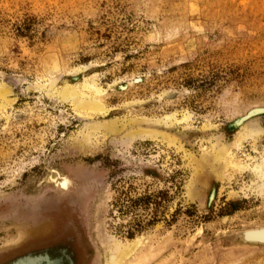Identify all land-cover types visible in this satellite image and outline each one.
<instances>
[{"label": "rangeland", "instance_id": "rangeland-1", "mask_svg": "<svg viewBox=\"0 0 264 264\" xmlns=\"http://www.w3.org/2000/svg\"><path fill=\"white\" fill-rule=\"evenodd\" d=\"M255 168L264 0H0V264H264Z\"/></svg>", "mask_w": 264, "mask_h": 264}, {"label": "water", "instance_id": "water-1", "mask_svg": "<svg viewBox=\"0 0 264 264\" xmlns=\"http://www.w3.org/2000/svg\"><path fill=\"white\" fill-rule=\"evenodd\" d=\"M261 228H263V229H261ZM225 238L227 239V244L236 243L237 245H240V246H250V247L264 246V227H257V228H249V229L240 230V231L226 235ZM22 260L23 261L27 260L28 263H29V261H33V260H34L33 263L35 261L40 260L39 264H41L42 262L47 263L49 261L47 256H42V255L30 256V255H28V256L18 258L9 264H17Z\"/></svg>", "mask_w": 264, "mask_h": 264}, {"label": "bare ground", "instance_id": "bare-ground-1", "mask_svg": "<svg viewBox=\"0 0 264 264\" xmlns=\"http://www.w3.org/2000/svg\"><path fill=\"white\" fill-rule=\"evenodd\" d=\"M85 87H90V88H93L92 85H87ZM96 90V89H95ZM97 91V90H96ZM65 95L68 96L69 98H72L74 100V102H76V107L78 108H81V107H85V104L83 101L81 100H78V97L77 95L74 93V92H71V91H65ZM87 139H89V136H87ZM256 171H258V169L255 168ZM259 172V171H258ZM259 177L260 179L262 180V186L264 187V171H260L259 172ZM261 186V187H262ZM57 189L61 192H63L62 190H60L58 187ZM65 193V192H64ZM263 229V228H261ZM259 230V229H258ZM257 230V231H258ZM256 232V231H255ZM140 244V241H136L134 244L130 245V246H127V247H117L116 251L114 252V254L111 255L110 257V260H109V264H121L123 259L127 258L132 251L135 250V248H137ZM63 258V257H62ZM34 261V260H33ZM33 261H29V263L27 262V260H22L20 261L19 263L17 264H39L40 263V260L39 261H35L33 263ZM59 261V260H58Z\"/></svg>", "mask_w": 264, "mask_h": 264}, {"label": "trees", "instance_id": "trees-1", "mask_svg": "<svg viewBox=\"0 0 264 264\" xmlns=\"http://www.w3.org/2000/svg\"><path fill=\"white\" fill-rule=\"evenodd\" d=\"M17 30H18V32H20V33H19L20 35L23 34V29H21V27L18 28ZM146 199H147V198H146ZM147 202H148V201H147ZM131 203H132V205L127 206V207H124V209H123V213H128V212L131 211V209H132L133 206H134L135 201H131ZM127 237H128L129 239H132V238L134 237V233L131 232V231H128V232H127Z\"/></svg>", "mask_w": 264, "mask_h": 264}, {"label": "flooded vegetation", "instance_id": "flooded-vegetation-1", "mask_svg": "<svg viewBox=\"0 0 264 264\" xmlns=\"http://www.w3.org/2000/svg\"><path fill=\"white\" fill-rule=\"evenodd\" d=\"M45 263H46V262H45ZM47 263L51 264L50 261H48ZM47 263H46V264H47Z\"/></svg>", "mask_w": 264, "mask_h": 264}]
</instances>
